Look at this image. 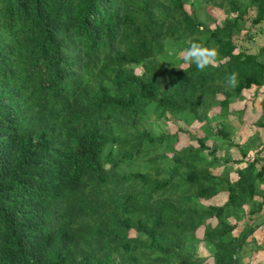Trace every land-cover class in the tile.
Wrapping results in <instances>:
<instances>
[{
	"label": "trees",
	"instance_id": "16d2710c",
	"mask_svg": "<svg viewBox=\"0 0 264 264\" xmlns=\"http://www.w3.org/2000/svg\"><path fill=\"white\" fill-rule=\"evenodd\" d=\"M253 89L264 126V0H0V264H264Z\"/></svg>",
	"mask_w": 264,
	"mask_h": 264
},
{
	"label": "rangeland",
	"instance_id": "374dc122",
	"mask_svg": "<svg viewBox=\"0 0 264 264\" xmlns=\"http://www.w3.org/2000/svg\"><path fill=\"white\" fill-rule=\"evenodd\" d=\"M212 11H213L215 17H217L218 19H220L222 17V15H223V13L219 9H217V8H213ZM261 42L262 41H261L260 36L259 37L256 36V42L255 43H261ZM249 48H251V45L249 46ZM135 70L138 71V68H136ZM252 91H254V89L253 90H250L249 92H252ZM255 91H257V93H258L259 90H255ZM246 92H247V90H246ZM251 97H252V101H255V103L253 105H255L257 108L251 109L250 110V113L245 112L244 110H246L245 108H246V105H247V101H244V103H246V104H245V106L243 108H241L243 110V115L245 116L244 120H238L236 115H235V117L233 115L231 116L233 118V120L231 122L233 127H232V132L230 134V137L232 138L233 141L242 142V140H244L245 137H247L250 133H252L254 131V128L257 129V131L259 132L258 125L253 124L254 127H252L251 124L247 125L245 123L247 120L252 119L253 117H256L257 112H258L259 100L257 98H255V96H251ZM240 105H241V103H240ZM197 124L198 123L196 121H194L193 123H191L190 124L191 130H195L196 129L195 126ZM177 125H183V124H182L181 121L175 120V119L171 118L170 116H168V119L164 123L161 122V126H162L161 128H164V129L169 130V131H173L176 128ZM188 141H189L188 138H186V136L183 134L180 137V139L178 140L177 144L179 145L181 143H185V142H188ZM189 142L194 143V144L196 143L194 141V139H190ZM228 151H229V153H230V155L232 157H239V153L236 150V147L235 146H231L228 149ZM138 166H142V164L141 165L137 164V167ZM232 177H234V175ZM254 234H255L257 240L259 242H262L264 244V225H262L261 227H259L254 232ZM199 251L202 252V253H205L206 252V250L203 248L202 245L199 246ZM261 262H264V258L262 259Z\"/></svg>",
	"mask_w": 264,
	"mask_h": 264
},
{
	"label": "clouds",
	"instance_id": "9594fccd",
	"mask_svg": "<svg viewBox=\"0 0 264 264\" xmlns=\"http://www.w3.org/2000/svg\"><path fill=\"white\" fill-rule=\"evenodd\" d=\"M218 57V49L215 46H208L201 39H196L189 42L181 53L183 65L181 69L185 70L193 64L200 71H204L208 67H215ZM238 84V76L235 72L227 77L226 86L229 88L235 87Z\"/></svg>",
	"mask_w": 264,
	"mask_h": 264
},
{
	"label": "crops",
	"instance_id": "0c3cea01",
	"mask_svg": "<svg viewBox=\"0 0 264 264\" xmlns=\"http://www.w3.org/2000/svg\"><path fill=\"white\" fill-rule=\"evenodd\" d=\"M260 90L261 89H259V91H258V93L256 94V95H254L253 94V92H252V94H251V92H246V91H244L243 92V95H244V97H243V99L242 100H239V101H237V102H235V104H234V108H236V109H241V108H243L244 106H245V104L246 103H244V101H247V105H246V110H244L245 112H248V113H250V110L251 109H253L254 108V106H252V104L253 103H255V101H252V97L251 96H255V98H257L258 100L260 99V97H261V95H262V93L260 92ZM249 98V99H248ZM239 103V104H238ZM240 103H241V105H240ZM258 114V113H257ZM230 116H232V115H230ZM256 117H257V115H256ZM256 117H253L252 119H249V120H245L246 122V124L247 125H249V124H251V122L256 118ZM241 118V120H244V118H245V116L243 115V113H242V116L240 117ZM242 122V121H241ZM252 125V124H251ZM233 127V126H232ZM252 127H254L253 125H252ZM258 128H259V134L260 135H264V126H258ZM255 129V128H254ZM238 132V131H237ZM246 138V137H245ZM243 141V140H242ZM230 175H234V174H232V173H230ZM224 195L221 193V194H219V195H217L216 196V200L218 201V202H220V201H222L223 199H224Z\"/></svg>",
	"mask_w": 264,
	"mask_h": 264
}]
</instances>
